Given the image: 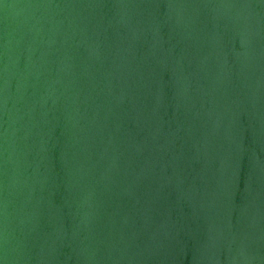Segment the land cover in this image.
I'll return each mask as SVG.
<instances>
[{
  "label": "water",
  "instance_id": "water-1",
  "mask_svg": "<svg viewBox=\"0 0 264 264\" xmlns=\"http://www.w3.org/2000/svg\"><path fill=\"white\" fill-rule=\"evenodd\" d=\"M0 264H264V0H0Z\"/></svg>",
  "mask_w": 264,
  "mask_h": 264
}]
</instances>
